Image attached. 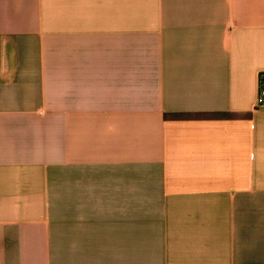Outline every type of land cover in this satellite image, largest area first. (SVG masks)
<instances>
[{"label": "crops", "instance_id": "0c3cea01", "mask_svg": "<svg viewBox=\"0 0 264 264\" xmlns=\"http://www.w3.org/2000/svg\"><path fill=\"white\" fill-rule=\"evenodd\" d=\"M264 0H0V264H264Z\"/></svg>", "mask_w": 264, "mask_h": 264}, {"label": "built area", "instance_id": "2783aa9c", "mask_svg": "<svg viewBox=\"0 0 264 264\" xmlns=\"http://www.w3.org/2000/svg\"><path fill=\"white\" fill-rule=\"evenodd\" d=\"M256 107L264 108V73L260 74L258 80V93L256 99Z\"/></svg>", "mask_w": 264, "mask_h": 264}, {"label": "trees", "instance_id": "16d2710c", "mask_svg": "<svg viewBox=\"0 0 264 264\" xmlns=\"http://www.w3.org/2000/svg\"><path fill=\"white\" fill-rule=\"evenodd\" d=\"M262 73H264V72H262ZM262 73H260V74H262ZM260 74L258 75V80H259V76H260Z\"/></svg>", "mask_w": 264, "mask_h": 264}]
</instances>
